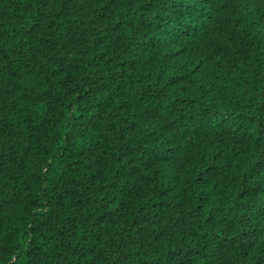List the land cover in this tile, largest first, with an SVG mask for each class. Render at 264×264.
Returning <instances> with one entry per match:
<instances>
[{
	"label": "trees",
	"instance_id": "16d2710c",
	"mask_svg": "<svg viewBox=\"0 0 264 264\" xmlns=\"http://www.w3.org/2000/svg\"><path fill=\"white\" fill-rule=\"evenodd\" d=\"M0 264H264V0H0Z\"/></svg>",
	"mask_w": 264,
	"mask_h": 264
}]
</instances>
